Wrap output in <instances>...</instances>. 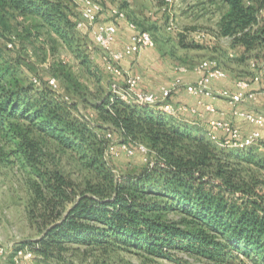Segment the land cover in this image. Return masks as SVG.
Returning a JSON list of instances; mask_svg holds the SVG:
<instances>
[{"label":"trees","instance_id":"trees-1","mask_svg":"<svg viewBox=\"0 0 264 264\" xmlns=\"http://www.w3.org/2000/svg\"><path fill=\"white\" fill-rule=\"evenodd\" d=\"M221 1L219 35L244 52L264 46V0ZM18 16L39 18L70 46L78 35L77 15L61 0H0V33L8 40L3 26ZM259 58L253 57L264 71ZM63 74L78 100L68 101L46 84L27 83L16 61L0 49V163L14 157L39 180L33 181L43 204L41 236L31 243L36 252L49 258L76 243L221 259L236 250L255 252L264 264L261 146H218L198 125L124 100L109 88L90 101L96 118L85 119L73 111L88 98L69 72ZM97 130L110 131L120 142L143 143L151 156L145 160L136 152L143 160L140 170L118 174L106 158L109 139ZM47 139L80 155L92 172L83 188L59 169L39 166ZM171 212L179 217H169Z\"/></svg>","mask_w":264,"mask_h":264},{"label":"rangeland","instance_id":"rangeland-1","mask_svg":"<svg viewBox=\"0 0 264 264\" xmlns=\"http://www.w3.org/2000/svg\"><path fill=\"white\" fill-rule=\"evenodd\" d=\"M61 1L67 4L78 18L77 4L73 0ZM103 1L104 10L99 16L100 22L108 19L105 11V8H108L107 4L124 9L127 19L150 31L155 41L154 47L158 48L162 55H167L176 65H194L202 59L214 57L233 77L251 79L255 75L250 65L251 59L258 56L264 63V46L244 52L241 48L235 47L230 39L219 35L217 20L225 10L221 0H177L175 7H171V11L174 10L171 17L159 15L161 11L159 1ZM151 11L152 14H149ZM167 23L172 27L168 29ZM121 28L125 30V26ZM3 29L5 34H10L12 40H8L7 36L0 33V49L5 58L16 61L19 75L27 83H35L37 86L46 84L68 101L78 100L80 97L73 91L72 83L63 73L69 72L73 79L80 83L81 93H84L88 100L85 102L79 100L77 109L73 112L85 119L96 118L90 101L101 97L112 81H118L120 84L123 82L121 78L117 79L105 70L102 50L95 43L88 28L78 30V35L71 46L39 18L8 17ZM199 32L206 33V38L197 40L195 35ZM125 33L126 31L121 33L120 41L126 39ZM10 42L11 46H8ZM182 44L194 46L184 47ZM51 78H55V84L50 82ZM97 131L105 135L109 132ZM108 139L109 142L116 143L119 140L115 136ZM42 146L44 155L39 163L41 168L59 169L80 188L92 178V172L84 167L80 155L75 151L59 146L52 139H47ZM258 146L262 147L258 148V152L264 155V138ZM150 156L147 154V157ZM106 158L118 174H135L143 165L139 154L133 156L108 154ZM12 159L11 163H0V243L12 247L0 264H15L12 256L19 246L33 249L39 256L38 264H262L255 252L246 255L241 251L232 250V254L224 258L210 259L172 250V256L165 257L154 256L134 247L109 245L102 248L76 243H67V249L61 255L44 258L31 245L41 236L43 204L36 196L33 183L39 180L29 166H25L14 157ZM169 217L178 218L179 214L171 212Z\"/></svg>","mask_w":264,"mask_h":264},{"label":"built area","instance_id":"built-area-1","mask_svg":"<svg viewBox=\"0 0 264 264\" xmlns=\"http://www.w3.org/2000/svg\"><path fill=\"white\" fill-rule=\"evenodd\" d=\"M79 9V16L76 19V29L82 30L88 28L92 33L95 43L102 50L105 70L115 78L122 79V84L118 81H112L110 90L127 101H134L144 105H153L176 117L180 114H186L193 117L192 123L200 124L205 119V113H218L219 116L211 117L207 120L205 133L218 146L246 148L258 146L264 138V111L252 108H240L241 104L255 101L258 94L264 95V71L259 70V64L251 59L250 65L254 69L253 78H238L235 80V91L228 89H213L211 83L215 80L223 79L227 76L225 68L214 58H205L193 65L192 69L197 73V79L192 83H185L180 77H175L166 86L161 88L160 93L144 91L139 88L142 75L125 71L121 67V61L134 55L143 48L154 47L155 41L150 31L141 29L134 21L127 22L131 29L129 40L124 45L116 49L113 44L116 39L118 22L112 20L105 23L99 21V16L104 10L103 0H73ZM159 1L166 9L174 6L177 0H153ZM247 3H250L247 0ZM109 15L117 20L127 19L124 9L117 6L108 7ZM170 28L172 26H169ZM197 40L206 38V33L199 32L195 35ZM11 46V42L8 43ZM211 46V45H210ZM264 66V63H262ZM189 69L186 65H176L175 70L185 72ZM37 81L36 79H34ZM50 82L54 83L55 78ZM255 82L260 84L259 90H252L251 84ZM55 84V83H54ZM183 88L188 94L196 97V106H189L183 103L174 104L168 99L178 89ZM208 97L209 101H204L202 97ZM224 99L228 110L222 111L216 108L213 101ZM201 106L203 109H198ZM233 117H240L246 122L253 124L254 129L245 131L227 118V114ZM107 138L113 139V134L106 133ZM260 147V146H259ZM136 152L144 155L147 159L148 147L140 142L134 144L126 142H109L106 155L110 156H133ZM12 247H6L0 243V263L7 257ZM37 256L33 249L28 246H19L15 249L12 259L15 264H38Z\"/></svg>","mask_w":264,"mask_h":264},{"label":"crops","instance_id":"crops-1","mask_svg":"<svg viewBox=\"0 0 264 264\" xmlns=\"http://www.w3.org/2000/svg\"><path fill=\"white\" fill-rule=\"evenodd\" d=\"M106 6L109 7L113 5L107 4ZM171 7L172 6L166 9H163V6L160 4L161 11L159 12V15L164 14L167 16L170 15L171 17L173 15L172 12H174V10L171 11ZM105 11H106V14L108 15V19L105 21V23L111 22L112 20H115L118 22L117 34H116V39L113 44V47L116 49H119L124 45V43H126L129 40V36L132 32L127 24L128 19L117 20L114 17H111L109 15L108 8H105ZM148 13L152 14V11ZM168 24L169 23H167V26L169 29L170 28L169 26H171V24L169 25ZM122 26H125V30L121 28ZM125 31H126L125 33L126 39L123 41L121 40L122 41L121 42L119 40L120 35L122 32H125ZM226 38L230 39L229 37H226ZM234 46L241 48L243 50V47L239 44H235ZM120 64H121V67L127 72L141 74L142 80L139 84V88L144 91H149L153 93H160L161 88L163 86H166L175 77H180L182 81L185 83H192L198 77L197 73L192 69L193 65H186L189 67V69L185 72L176 71L175 70L176 64L173 61H171L167 55H162L161 51L158 50V48L156 47L143 48L142 50L135 53L134 55L123 59ZM225 70L227 72V76L223 79L213 81L211 83V86L213 89H228L233 92L236 90L235 80L238 78L233 77L227 69ZM250 88L252 90H259L260 84L253 82ZM202 98L204 101H209L208 97L204 96ZM168 101L174 104L183 103L189 106H196V97L191 94H188L183 88H180L176 92H174L170 96ZM213 103L216 106V108L219 110H222V111L228 110L227 104L224 99H221V98L216 99L213 101ZM240 108L242 109L252 108V109H258V110H264V95L261 93L258 94V98L255 101L241 104ZM198 109L202 110L203 108L201 106H198ZM215 116H219V114L218 113L213 114V113L206 112L204 121H202L200 124H196L198 125L199 130L205 132L207 120ZM226 117L231 118L234 123H236L239 127H241L245 131L252 130L255 128L253 124L246 122L244 119L240 117H233L229 113L226 115ZM176 118L182 121H186L187 123H192L193 121V117L186 115V114H180L176 116ZM263 134H264V131H263Z\"/></svg>","mask_w":264,"mask_h":264}]
</instances>
